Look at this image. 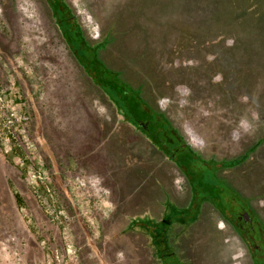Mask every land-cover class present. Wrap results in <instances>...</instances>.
<instances>
[{
  "label": "rangeland",
  "instance_id": "374dc122",
  "mask_svg": "<svg viewBox=\"0 0 264 264\" xmlns=\"http://www.w3.org/2000/svg\"><path fill=\"white\" fill-rule=\"evenodd\" d=\"M204 1L61 0V6L106 70L137 90L219 178L249 197L250 214L264 227L262 39L244 41L246 22L236 24L244 19L236 15L225 23ZM241 2L248 12L252 2ZM60 101L66 106L63 131L78 136L89 129L94 139L108 138L116 155L107 160L117 170L122 160L134 161L136 172L146 175L122 190L131 196L126 209L135 195L139 206L148 202L151 215L137 217L147 242L143 234H135V241L115 234L126 232V223L107 201L111 189L118 196L120 188L100 177L91 181L79 168L71 171L62 155L54 156L44 135L48 120L62 118ZM114 105L73 54L48 0H0V264L262 263L264 245L253 257L252 246L207 202L189 228L171 226L176 211L168 203H186L190 211L176 216L193 218L196 196L161 149L168 143L150 141ZM111 220L113 236L122 245L136 242L135 250L108 256ZM164 236L175 240L172 248L157 245Z\"/></svg>",
  "mask_w": 264,
  "mask_h": 264
},
{
  "label": "trees",
  "instance_id": "16d2710c",
  "mask_svg": "<svg viewBox=\"0 0 264 264\" xmlns=\"http://www.w3.org/2000/svg\"><path fill=\"white\" fill-rule=\"evenodd\" d=\"M200 1L202 2L204 0ZM208 1L213 5L211 6V9L213 10H210V13L214 11L213 16L216 18L220 15L224 17L221 21L223 20L225 23L230 22V20L236 15L239 16L237 20L244 19L236 22V24L241 23L242 27L246 22V25L243 27L245 28L243 40L252 41L254 38L258 40L262 39L260 40L259 45L260 49L264 50V0H250L252 6L248 8V12L247 10H244L241 0ZM48 2L60 24L64 39L68 46L72 48L73 54L85 71L91 76L94 83L104 88L106 94L110 95L116 103V106H114L122 111L129 122L132 124L138 122L144 123L147 127V132H152V138L155 142H159V140L162 139L168 143L166 145L162 144L160 147L185 175L188 184L191 187V195L193 194L194 197L196 196L194 203L198 206L195 217L189 218V216L185 217L186 219H181L183 213L190 211L191 207L189 209L188 207H185L186 203L184 205H178L171 200L168 203L169 207L172 208L173 205L178 206L172 208L176 211L172 220L174 222L176 221L177 225L173 222L171 226L174 228L182 227L181 229L189 228V226L193 225L198 219L202 204L207 202L221 217L225 219V221L233 224L237 229L238 234L244 239L249 247L252 246V256L254 257L257 252L261 251V246L264 245V227L258 218H255L250 214L252 211L250 206L251 199L247 196L241 195L234 187L228 185L223 179L219 178L212 167L203 163L200 158L192 152L188 145L185 144V142L173 134V129L170 127L168 121L146 106V103L142 101L137 90L125 86L122 80L117 77V73L106 70L95 54L96 48L86 46L83 43L82 37L75 30L73 18L67 14V10H65L64 6H61V0H48ZM199 190L200 192L202 191V196L198 198L197 195ZM192 205L194 204L192 203ZM195 206L196 205H194V207ZM180 207L182 208L178 209ZM180 212L183 213L180 214ZM176 213L181 216H176ZM243 213H247L249 217L252 216V223H246V226L241 224L244 220L239 217H241ZM137 217L143 219L144 216H136L125 221L126 232L134 227H139L142 224L139 221L141 219ZM248 232L253 234L256 233V235H258L257 239L249 236ZM126 236L128 235H123V237ZM169 243L174 244L176 242L174 239L172 240V238H168V236H164L163 240H157L158 246L167 245L172 248L173 245H170ZM254 243H257V246L254 245ZM177 260L180 261L179 257H177ZM253 262L254 264L264 263V261L260 263L254 260Z\"/></svg>",
  "mask_w": 264,
  "mask_h": 264
},
{
  "label": "crops",
  "instance_id": "0c3cea01",
  "mask_svg": "<svg viewBox=\"0 0 264 264\" xmlns=\"http://www.w3.org/2000/svg\"><path fill=\"white\" fill-rule=\"evenodd\" d=\"M58 91H61V89ZM61 103L62 102L60 101V104H58V106H61V107L57 108L56 110L63 112L62 118H60V120L59 118L55 120H48L49 135H44V138L46 139L50 148H52L51 150L54 149L53 150L54 156L56 155L58 157V155H62L63 158L66 159L65 160L66 166H68V168H70L71 171L79 168L82 173H87V176L91 181L93 180L94 182H101L100 179H102L103 182L106 184V186H110L108 182H111L112 187L115 186V188L117 187L120 188V190L118 191L120 196L119 195L114 196V193L111 189L110 199L107 202H113L114 206L112 205L111 211L113 214L117 212L116 214H118L119 218H121L122 220L127 221L128 219L136 217V216L143 217L144 215H148V214L151 215L150 208L148 207V202L146 205V202L142 200L141 201L142 204L140 206L137 204V202L135 201V199L139 198V196L137 195H135L132 199L134 203L129 204L131 209H126L125 201L128 200L131 196L124 195L123 194L124 190H122V187L124 185L128 186L129 182H136L137 179L145 180L146 175L144 173L140 174L141 171L136 172V166H135L136 163L134 161H132V163H126L125 161L122 160V163H123V165L121 166L122 168L119 167V170H117L118 167L112 163V159L110 161L107 160L111 158L112 156L116 155L114 146L107 144V142L109 141L108 138L106 137L100 138L96 136L97 138L94 139L95 136H91V135H95L94 134L95 132L91 131L90 133L89 129H87V131L84 132V134H79L78 136L76 135V132L74 130L72 132L63 131L61 127L62 125L66 123V114L64 115L66 106L64 107L63 104ZM65 105L68 106V104H65ZM52 128L56 130L55 136L51 134L50 130H52ZM59 148L60 150L57 151V149ZM71 148H79V151L81 149V151L79 152L80 154L74 155L73 150L69 152ZM87 171H90V172H87ZM95 171H97L98 173ZM117 178H119V181L117 180ZM149 185H151V182H149ZM89 197L90 196H86L87 202L91 201ZM91 198L94 199L95 197L94 198L91 197ZM139 207L141 209L139 211H135ZM107 217L110 219L111 215ZM114 224H115V221H114ZM111 228H113V220H111L109 230L105 232V234H107L106 235L107 239H105L106 247H108L109 245H112V246L117 245L119 249L121 250H123L124 248L135 250L136 242L133 244L126 243L125 245H122L121 244L122 240L119 237L121 235H128L130 240H132L133 238V240L135 241L137 236L139 235L142 236L143 234V236L146 239L145 234L140 232L138 230V227H134L128 230L127 232H117V233L115 232V234L117 235L119 234V236H113V232L110 230ZM135 234H137V236L134 237ZM179 235H181V233ZM109 239H112L113 241L110 243H107ZM146 242H147V239H146Z\"/></svg>",
  "mask_w": 264,
  "mask_h": 264
},
{
  "label": "flooded vegetation",
  "instance_id": "af4514ba",
  "mask_svg": "<svg viewBox=\"0 0 264 264\" xmlns=\"http://www.w3.org/2000/svg\"><path fill=\"white\" fill-rule=\"evenodd\" d=\"M136 126H140L141 128H143V130H144V132H145V134L147 135V138H149V140L151 141V140H153L154 141V139L152 138L153 136H152V132H147V127H146V125L144 124V123H141V122H138V123H136L135 124ZM239 218H242L247 224H250V223H252V218L251 217H249V220H247V219H244V217H243V214H242V216L241 217H239ZM112 250L113 251H111L110 249H109V247H107L106 249H105V251L106 252H108V256H109V252H110V256H111V253H112V256H114L115 254H116V250H119V247H112ZM120 251V250H119ZM124 251H126V250H124ZM111 258V257H110ZM112 260V259H111ZM108 263L109 264H111V262L110 261H108ZM119 262L118 261H116V262H114L113 264H118Z\"/></svg>",
  "mask_w": 264,
  "mask_h": 264
},
{
  "label": "water",
  "instance_id": "95a60500",
  "mask_svg": "<svg viewBox=\"0 0 264 264\" xmlns=\"http://www.w3.org/2000/svg\"><path fill=\"white\" fill-rule=\"evenodd\" d=\"M243 217H244V219H247V220H249V216H248V214H247V213H243Z\"/></svg>",
  "mask_w": 264,
  "mask_h": 264
},
{
  "label": "built area",
  "instance_id": "2783aa9c",
  "mask_svg": "<svg viewBox=\"0 0 264 264\" xmlns=\"http://www.w3.org/2000/svg\"><path fill=\"white\" fill-rule=\"evenodd\" d=\"M13 109H14V106L12 105L11 106V110H13ZM10 116H14L15 117L14 113H12V112L10 113Z\"/></svg>",
  "mask_w": 264,
  "mask_h": 264
}]
</instances>
